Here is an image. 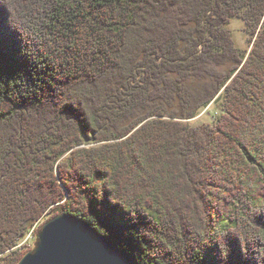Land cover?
Returning <instances> with one entry per match:
<instances>
[{"label":"trees","instance_id":"obj_1","mask_svg":"<svg viewBox=\"0 0 264 264\" xmlns=\"http://www.w3.org/2000/svg\"><path fill=\"white\" fill-rule=\"evenodd\" d=\"M49 212L134 264H264V0H0V264Z\"/></svg>","mask_w":264,"mask_h":264},{"label":"water","instance_id":"obj_2","mask_svg":"<svg viewBox=\"0 0 264 264\" xmlns=\"http://www.w3.org/2000/svg\"><path fill=\"white\" fill-rule=\"evenodd\" d=\"M17 264H134L130 255L89 223L61 213L36 232L35 244Z\"/></svg>","mask_w":264,"mask_h":264},{"label":"rangeland","instance_id":"obj_3","mask_svg":"<svg viewBox=\"0 0 264 264\" xmlns=\"http://www.w3.org/2000/svg\"><path fill=\"white\" fill-rule=\"evenodd\" d=\"M227 28L231 31L232 38L234 40L235 46L243 51L250 50L251 47H249L248 44V36L246 32L244 31L245 25L244 22L240 19L234 18L231 19ZM221 107L219 100L216 103L211 104L209 107H207L205 110L200 112V114L194 118L193 120H189L186 123L190 127H197L200 125L212 123L216 118H218L221 115ZM53 218V213L49 212L47 215H45L40 222L35 225V230L32 239H26L20 244L19 252L23 255L28 253L32 250L34 244H35V237L36 232L40 229V227L46 223L48 220ZM23 257V256H22Z\"/></svg>","mask_w":264,"mask_h":264},{"label":"built area","instance_id":"obj_4","mask_svg":"<svg viewBox=\"0 0 264 264\" xmlns=\"http://www.w3.org/2000/svg\"><path fill=\"white\" fill-rule=\"evenodd\" d=\"M35 227H36V226H34V227L31 229V231L29 232V234L26 236V238H25L26 241H27L28 239H32L33 234H34ZM25 239H24V240H25ZM24 240H23V241H24ZM23 241H22V242H23ZM22 242H21V243H22ZM21 243H20V244H21ZM18 247H20V245H19Z\"/></svg>","mask_w":264,"mask_h":264}]
</instances>
